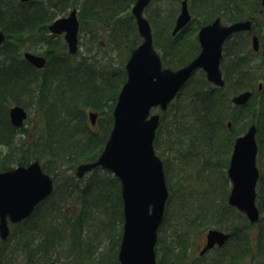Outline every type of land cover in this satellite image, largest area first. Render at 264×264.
<instances>
[{"label":"trees","instance_id":"16d2710c","mask_svg":"<svg viewBox=\"0 0 264 264\" xmlns=\"http://www.w3.org/2000/svg\"><path fill=\"white\" fill-rule=\"evenodd\" d=\"M125 1L128 0H80L77 6L81 16L89 19L86 28L90 30L109 23L113 15L121 12L119 6L125 7ZM157 1L151 0L149 5ZM187 1L192 19L197 20L195 24L191 20L176 34L171 30L178 9L157 6L147 14L165 65L174 68L190 61L199 51L196 31L216 16L226 22L253 18V30L261 33V50L254 52L248 47L246 33H235L225 42L221 58L224 86L211 84L199 71L184 84L171 109L162 113L155 149L158 133L165 128L164 143L182 171L177 192L171 190L169 195L176 199L172 205L177 212L169 211L171 204L167 202L162 219L164 222L172 214L175 217L171 220L172 238L180 248L175 252L165 247L162 259L176 261L180 255L184 258L187 246L182 240L195 230L196 220L214 219L218 226H225L230 237L215 249L212 264H264V169L258 163L260 217L254 223L229 205L225 170L234 139L249 125L257 126L258 154L264 150V6L261 8V0ZM68 5L70 0H0V28L6 36L0 45V170L38 159L44 171L58 177L60 170H71V165L81 159L95 160L109 135L112 114L107 107L114 106L126 72L121 67L115 72L110 60L107 66L97 67L86 55H71L61 37L49 34L47 25L58 10L64 11ZM116 22L109 25L112 38L125 39L123 27ZM134 41L133 46L140 42L136 25ZM24 45L45 46L47 61L43 69L22 57ZM259 79L263 80L261 90ZM243 89H252V97L244 105H233L231 95ZM13 104L35 110L33 132L12 125L8 110ZM87 108L104 114L98 130L88 123ZM164 167L166 173V161ZM191 167L196 168V177L201 176L196 189L200 194L194 193L197 203L187 202L189 194L182 187L191 185ZM67 178L74 179L73 187L70 181L59 187L54 177L53 192L29 217L11 224L6 239L0 237V264H119L124 220L119 179L98 167L91 171L86 183L75 175ZM169 186L174 188L173 184ZM76 188L78 193L74 192ZM180 189L185 191L180 193ZM178 225H184L187 231H177Z\"/></svg>","mask_w":264,"mask_h":264},{"label":"water","instance_id":"95a60500","mask_svg":"<svg viewBox=\"0 0 264 264\" xmlns=\"http://www.w3.org/2000/svg\"><path fill=\"white\" fill-rule=\"evenodd\" d=\"M148 3L149 0H135L132 6L141 42L132 49L126 61L127 77L112 111L113 124L109 136L97 159L79 163L75 171L81 178L93 168L101 167L111 171L120 181L124 220L117 254L119 264H156L157 231L163 218L168 188L162 161L153 144L160 115L150 113L151 108L159 106L166 109L198 68L205 71L210 82L223 86L220 69L222 44L232 33L251 28L250 19L223 24L217 17L199 28L200 51L190 62L177 69L162 67L153 46L150 23L143 14ZM261 5H264V0H261ZM190 19L187 0H182L173 32ZM48 27L54 33L64 31L68 51H77L76 10L55 19ZM4 39L5 33L0 28V44ZM252 46L254 50L259 49L256 35L252 37ZM23 57L37 68L43 67L46 61L43 55L31 51L23 52ZM251 96V90H244L232 96L231 102L243 105ZM8 115L12 125L20 127L27 117V110L15 104L10 106ZM89 117L95 124L96 114L89 112ZM227 125L230 127L231 122ZM256 132V125L251 124L236 137L226 170L231 182L227 201L244 213L250 222H257L260 217L256 203L259 177ZM53 188V177L42 169L38 159L0 171V237L6 239L10 232L9 223L27 218L35 206L52 193ZM229 235L223 230L209 228L200 254L215 244L223 245Z\"/></svg>","mask_w":264,"mask_h":264},{"label":"rangeland","instance_id":"374dc122","mask_svg":"<svg viewBox=\"0 0 264 264\" xmlns=\"http://www.w3.org/2000/svg\"><path fill=\"white\" fill-rule=\"evenodd\" d=\"M157 6L159 8H161V9H164L166 7L178 9L179 8V3L176 0L175 1H172V0L171 1L170 0H158L157 2L151 3L148 6L147 10H145L144 14L147 16V14H149V12L154 11ZM196 20H197V18H196ZM196 20H195V17H194V19H192V21H191L192 24H195ZM158 26L159 25L157 24V27ZM88 34H91V33L89 31L88 32H86V31L82 32L81 39H82V42H83L84 45H82V47L80 48L81 52H84L86 50V47H85L86 45L88 46L89 43L91 44V41L89 40ZM93 37H95V35H93ZM104 38H105L104 35H99V36L97 35L95 37L96 43H98L100 41H103L104 44H105L106 40ZM26 41H28V40H26ZM45 49H46L45 46H42V45H34V46L33 45H24L21 54L23 53L24 50H30V51H33V52H36V53H39V54H43V53H45ZM94 49H96V46L94 47ZM105 50H108V49H105ZM113 53H114L115 63L112 65V68L115 69V72H117V73L119 71L118 67H121V68H123L125 70L124 65H125V62H126V60L128 58L127 57L128 54L124 57L120 50H117V51H115ZM101 54H103V53H101V52L97 53V55H96L97 58H99V56ZM104 61L105 60H103L102 62L101 61H98V62H99V64H101V63H104ZM172 104H174V103L172 102ZM108 108H109V113L111 114V111H112L113 107H111L109 105V107H107V110H108ZM170 109H171V103L169 104L167 109L164 110V112H166V111H168ZM27 110H28V117H27V119L25 120V122L23 124V128L28 130V132L31 133L35 129V125H36L35 122L37 121V116L35 114V110L29 109V108ZM89 110H91V108H87V110H86V117H87L88 123H90V119H89V116H88V111ZM97 112H98L97 123H96V125H94L96 130L99 129L100 121L105 118L104 114L102 115V112H100L99 110H97ZM152 112H160V110L158 108H153ZM106 113H107V111H106ZM166 116L168 117V116H170V114H167ZM244 132H242V133H244ZM242 133H240V134H242ZM165 134H166L165 128H163L158 133L159 141L157 142L158 143V148H157L156 152L159 155V157L161 158V160L163 162V165H164L165 161L168 164V169L169 170L166 171V173H165V179H166V183H167L169 194H170L171 190L173 191V193L177 192L176 188L179 185L178 179H179V175L181 174L182 171H181L180 164L178 163L179 162L178 159L175 158L173 153H171L170 151L167 150L168 146L164 143ZM263 148H264V144H263ZM201 149L204 150L203 148H201ZM196 150H198V148ZM231 151H229V156H230ZM85 161H91V160H83V159L79 160L75 164L71 165V170H68V171L60 170V172L58 171L59 172V176L58 177H57V175L56 176L53 175V173H50V172H47V173L50 174L51 176H54L56 178V182H58L59 187L63 186V185L64 186L68 185L67 181H70V183H73V185L71 186V187H73L74 186V182H73L74 179L67 178V177H68V175H71L72 178H73L74 175H75V177H77L76 174H75L76 168H77L79 163L85 162ZM258 163H259V166L262 169H264V150H263L262 154H257V164ZM188 167H190V166H188ZM199 168H200V166H199ZM90 171L87 172L81 178H77V179H79V180L83 179V182L86 183L87 177L91 173ZM164 172H165V167H164ZM188 172H190V174H191L190 177H188L189 181H191L190 182L191 185H188L189 183H187V185L183 184L182 187H184L183 189H186L187 196L189 194L187 202L188 203L189 202L190 203H197V201H198L197 195L195 196L194 193H198V191H196V189H199L197 187V182H200L199 179H201V176L196 177V175H195L196 168L194 169V168L191 167L188 170ZM169 183H170V185L173 184L174 188L171 189L170 186H169ZM202 187H204V185L201 186V189H202ZM230 187H231V182H230V180L228 178V182L226 184V191L228 193H229ZM79 188H76V190L74 192L78 193L77 189H79ZM183 189H180L179 192L183 193L185 191ZM198 194H200V193H198ZM172 196L175 197V194L174 195L172 194ZM227 196H228V194H227ZM171 198H173V197H171ZM167 202H170V204H171V206H169V211L177 212V211H174L175 210L174 209L175 208L174 205L176 204V199H173V200L170 199L169 201H166V203ZM172 204H174V205H172ZM165 212H166V207H165ZM172 215H171V217H172ZM171 217H168L166 220H164V222L161 221L162 223L160 224L159 229H158V238H160V243H157V247L156 248H157V256L160 257V260L158 258H157V260H159L160 264H212L213 262H211V261L217 255L216 250L208 251L207 253H205L203 255L200 254L201 248L204 246V244L206 242V240H205L206 232L208 231L209 228H218V229H221V230H226L225 226H221V227L218 226V222L216 220H214V219H211V220L203 219V221L196 220V222H195L196 223L195 224V230H193V232L191 234H189L188 238L184 237V240H182L183 243L186 242V246H187L184 258H182L181 255H180V257L177 258L176 261H173L172 259H170L169 261H167V260L165 261L164 259H162V254H163V250H164L165 247H166L165 249H168L169 247H172V249H174L175 252H178L179 248H180V246H176V244L174 242L175 239L172 238L173 229H171V227H172L173 224H172L171 220L173 218H175V217L174 216L172 218ZM177 227H178L177 231H180L182 234H184L185 230L187 231V227H184V225H182V226L178 225ZM170 232H171V234H170ZM161 239H162V242H163L162 246H161ZM183 254H184V252H183ZM164 258H166V257L164 256ZM157 260H156V264H157ZM16 263L17 262H15L14 264H16Z\"/></svg>","mask_w":264,"mask_h":264},{"label":"flooded vegetation","instance_id":"af4514ba","mask_svg":"<svg viewBox=\"0 0 264 264\" xmlns=\"http://www.w3.org/2000/svg\"><path fill=\"white\" fill-rule=\"evenodd\" d=\"M19 1H21V2H27V1H42V0H19ZM171 1V0H170ZM176 1H178V3H179V8H178V10H177V12H176V15H175V18H174V24H173V27H174V25H175V21H176V18H177V16H178V14H179V12H180V6H181V1L182 0H176ZM77 2H80V0H70V5H68V7H67V9L66 10H64V11H62V12H59V10L57 11V16L51 21V22H53L55 19H57V18H61V17H65V16H68V14L70 13V11L71 10H76V17H77V21H78V31H77V39H78V41H77V43H78V50H77V52H75V53H70L69 51H68V46H67V42H66V40H65V38H64V35H65V32L63 31V32H61V33H54V32H52L50 29H49V24L51 23H49L48 25H47V29H48V32H49V34H53V35H56V36H59V37H61L63 40H64V42H65V45H66V50L71 54V55H78L79 53L80 54H83V55H86V56H88V58H89V60L91 61V62H93L97 67H105V66H107V64L109 63L108 61L110 60V62H111V66L115 63V59H114V53L113 52H115V51H117V50H120L121 52H122V55L125 57L127 54V57L130 55V53H131V51H132V49L137 45H134L133 46V44L135 43V41H134V32H135V25H136V30H137V33H138V35H139V32H138V29H137V23H136V19H135V16L133 15V13H132V6H133V4L135 3V0H128V1H125V4H123V5H125V7H121V6H119V8L121 9V12H119V13H117V14H115V15H113L112 17L113 18H111L110 20H109V23H107V24H105L104 26H101V27H99V28H97V29H87L86 27H87V24H89L90 23V21H89V19L87 18V17H85V16H81V13L79 12V7L77 6ZM151 2V0H149V3ZM261 8H262V6H261ZM68 11V12H67ZM67 12V13H66ZM146 16V15H145ZM147 17V16H146ZM216 17H219L220 18V21H221V23H223V24H227L228 22H226L221 16H216ZM148 19V18H147ZM248 19H250L251 20V28L249 29V30H241V31H237V32H234V33H232L228 38H226V40L223 42V44H222V51H223V53H224V45H225V42L228 40V39H230L235 33H239V32H243L245 35V37L247 36V38H248V47L249 48H251L252 49V37L254 36V35H256L257 36V38H258V44H259V49L261 50V38H260V34H258L255 30H253V28H252V26H253V18H248ZM117 20V22H116V24H118V26H122L123 27V30L125 31V33H123V35H125L126 36V38L124 39V38H119V37H116V38H112V36H113V29L112 28H110L109 27V25H111V24H113L115 21ZM192 20V19H191ZM244 20H247V19H244ZM148 21H149V23H150V27H151V32H152V42H153V46H154V48H155V50L157 51V53L159 54V56H160V59H161V64H162V67H168V68H172V69H177V68H179V67H181V66H183V65H181V66H178V67H172V66H168V65H165V63H163V60H162V52L155 46V43H154V37H153V34H154V32H153V25H152V23L150 22V20L148 19ZM184 28V27H183ZM183 28H181V29H179L178 31H176V32H173V28H172V30H171V33L172 34H176V33H178V32H180ZM83 31H86V32H90L91 34H88V37H89V40L91 41V44L89 43V45L87 46H85L86 47V50L84 51V52H81L80 51V48L82 47V45H84L83 44V42H82V39H81V37H82V32ZM113 33V34H112ZM93 35H95V37L98 35H104L105 36V40H106V42H105V44H104V42L103 41H100V42H98V43H96V40H95V37H93ZM84 36V35H83ZM241 37L239 36V39H240ZM196 39H197V42H198V44H199V46H200V43H199V40H198V30L196 31ZM114 45H118V48H114ZM96 46V49H94V47ZM88 47V48H87ZM107 47V48H106ZM105 49H108V50H105ZM25 51H30V50H24L23 52H25ZM31 52H33V51H31ZM99 52H101V53H103V54H101L100 56H99V58H97V53H99ZM33 53H36V52H33ZM36 54H39V53H36ZM39 55H43L44 57H45V59H46V61H47V58H46V54L45 53H43V54H39ZM106 56V57H105ZM103 60H105L104 61V63H101V64H99V62L98 61H103ZM46 61H45V64H46ZM45 64H44V66H45ZM123 64V63H122ZM44 66L43 67H41V68H37V67H35V68H37V69H43L44 68ZM124 67H125V65H124ZM221 72H222V69H221ZM222 76H223V72H222ZM223 79H224V77H223ZM225 81V80H224ZM262 83L263 84V80L262 79H259L258 80V82H257V85H258V83ZM212 84V83H211ZM261 88H262V86L261 87H259V85H258V90H261ZM243 90H251L252 91V95H253V90L252 89H243ZM243 90H241V91H243ZM240 92V91H239ZM238 93V92H237ZM237 93H234V94H232L231 95V98H232V96H234L235 94H237ZM231 98H230V100H231ZM233 104V103H232ZM234 105V104H233ZM26 109V108H25ZM27 110V109H26ZM91 110H94V109H91ZM95 112H96V121L95 122H97V118H98V112H97V110H94ZM27 112H28V110H27ZM162 113H164V111L162 112L161 110H160V112H159V114H160V119H161V116H162ZM100 114V113H99ZM101 115V114H100ZM9 227H10V231H11V225H9ZM225 232H228L229 234H230V232L229 231H227V230H224ZM10 233V232H9ZM230 237V236H229ZM205 240H206V238H205ZM228 240V239H227ZM226 240V241H227ZM226 241H225V243H226ZM206 243V242H205ZM224 243V244H225ZM223 244V245H224ZM205 245V244H204ZM223 245H221V246H219L218 244H215L214 245V247L213 248H211V249H209V250H207L206 252H204V253H202V255L203 254H205V253H207L208 251H212V250H215V249H217V248H221ZM203 248V247H202ZM201 248V249H202Z\"/></svg>","mask_w":264,"mask_h":264},{"label":"bare ground","instance_id":"6f19581e","mask_svg":"<svg viewBox=\"0 0 264 264\" xmlns=\"http://www.w3.org/2000/svg\"><path fill=\"white\" fill-rule=\"evenodd\" d=\"M173 28H174V27H173ZM222 56H223V51H222ZM194 57H195V56H194ZM194 57H193V58H194ZM193 58H192V59H193ZM192 59H191V60H192ZM191 60H190V61H191ZM190 61H188V62H190ZM188 62H187V63H188ZM187 63H185V64H187ZM185 64H184V65H185ZM181 67H182V66H181ZM81 163H82V162H81ZM96 168H97V167H96ZM92 170H93V169H92ZM92 170H91V171H92ZM91 171H90V172H91ZM229 205H230V204H229ZM233 207H234V206H233ZM236 209H237V208H236ZM229 236H230V235H229ZM228 238H229V237H228Z\"/></svg>","mask_w":264,"mask_h":264}]
</instances>
